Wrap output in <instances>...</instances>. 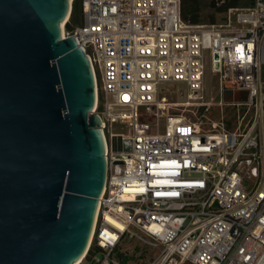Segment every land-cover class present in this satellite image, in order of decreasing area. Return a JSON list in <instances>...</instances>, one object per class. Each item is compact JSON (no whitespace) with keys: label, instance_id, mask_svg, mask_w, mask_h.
Here are the masks:
<instances>
[{"label":"built area","instance_id":"2783aa9c","mask_svg":"<svg viewBox=\"0 0 264 264\" xmlns=\"http://www.w3.org/2000/svg\"><path fill=\"white\" fill-rule=\"evenodd\" d=\"M79 3L64 35L94 71L107 172L76 264H264V0L212 23L184 19L181 0Z\"/></svg>","mask_w":264,"mask_h":264},{"label":"water","instance_id":"95a60500","mask_svg":"<svg viewBox=\"0 0 264 264\" xmlns=\"http://www.w3.org/2000/svg\"><path fill=\"white\" fill-rule=\"evenodd\" d=\"M72 1L0 0V264H76L96 220L106 140Z\"/></svg>","mask_w":264,"mask_h":264},{"label":"rangeland","instance_id":"374dc122","mask_svg":"<svg viewBox=\"0 0 264 264\" xmlns=\"http://www.w3.org/2000/svg\"><path fill=\"white\" fill-rule=\"evenodd\" d=\"M223 0H181V4H185V8H186V12L189 13V6L190 5H195L198 8V12L200 15V22L202 23H212V22H217V21H221L222 17H224V13L225 12H218L216 11L215 7L219 6L222 3ZM73 2V1H72ZM214 4V6H213ZM249 4V0H240L239 1V6H246ZM79 16V14H78ZM236 14L233 13L231 15V24L238 26L239 24L236 22L235 19ZM217 76L215 74H213L209 69H207L206 74H205V79H204V88H203V94L205 99H213L214 101L218 100V93H217V89H218V85H217ZM166 87V86H165ZM176 88H182V92L185 95V86L182 83H174L172 85V93L170 94V99L173 100H184L185 96H180L177 95L176 92L174 91ZM112 130L113 131H118L119 127L118 125H113L112 126ZM146 252L143 253L142 256H140V258H144ZM146 256L148 257V254H146ZM154 257V254H153ZM130 264H140L139 262H134V257H130Z\"/></svg>","mask_w":264,"mask_h":264},{"label":"trees","instance_id":"16d2710c","mask_svg":"<svg viewBox=\"0 0 264 264\" xmlns=\"http://www.w3.org/2000/svg\"><path fill=\"white\" fill-rule=\"evenodd\" d=\"M239 1L240 0H223L222 3L219 6H213L215 7L216 11L218 12H225L229 7H237L239 6ZM253 0H249V4L246 6H249L250 4H252ZM189 13L186 12V8H185V4H181V14L182 17L190 22L193 23H197L200 22V15L198 12V8L195 5H190L189 8ZM79 14V16H78ZM81 19V6L79 3V0H73L72 2V8H71V12L69 15V20L65 23V27L66 28H71V26H73L76 23H79ZM118 256L120 258V262L121 264H130V257H134L133 255H129L128 252L125 253H118ZM136 262H139L140 264H143L142 262L139 261V259H141L139 257V259L134 258Z\"/></svg>","mask_w":264,"mask_h":264}]
</instances>
